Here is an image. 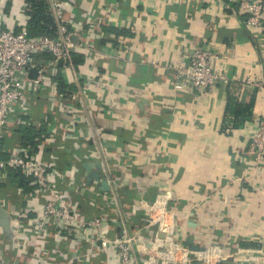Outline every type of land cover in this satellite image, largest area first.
<instances>
[{
    "label": "crops",
    "instance_id": "obj_1",
    "mask_svg": "<svg viewBox=\"0 0 264 264\" xmlns=\"http://www.w3.org/2000/svg\"><path fill=\"white\" fill-rule=\"evenodd\" d=\"M1 1L5 0H0V11ZM25 2L7 0L4 27L29 25L31 14L28 18L22 12ZM62 2L66 20L101 28L92 37L90 56L83 55L84 62L76 67L81 78L66 80L61 75L63 103L71 102L79 112L72 123L52 125L44 96L37 105L41 122L36 128L23 124L16 132L19 126H11L16 139L11 149L52 143L53 132L61 141L65 129L69 141L57 153L59 166L67 162L60 154L72 156L74 150V155L92 159L93 149L102 153L111 176L130 179L132 229L144 224L137 219L144 192L152 197L168 188L175 195L169 205L178 214L181 243L218 247L225 257L219 264H264V166L255 168V157L249 153L264 118V89L245 84L247 79L264 83V44L245 26L240 6L223 0ZM197 46L227 52L230 79L198 100L175 88L176 68ZM89 75L95 79L91 88L85 81ZM83 88L90 101L81 96ZM231 101L235 105L229 111ZM26 132L30 137L22 144ZM3 145L0 159L8 157ZM87 158L81 162H90ZM7 196L10 209L16 211L17 196ZM3 213L0 209V255L14 257L12 217ZM62 251L64 257L57 263L82 264ZM20 263L28 264L27 255Z\"/></svg>",
    "mask_w": 264,
    "mask_h": 264
},
{
    "label": "built area",
    "instance_id": "obj_2",
    "mask_svg": "<svg viewBox=\"0 0 264 264\" xmlns=\"http://www.w3.org/2000/svg\"><path fill=\"white\" fill-rule=\"evenodd\" d=\"M199 1L211 4L217 0ZM223 1L229 6H240L241 14L246 17L245 26L264 44V0ZM6 2L1 1L0 11V143H4L3 151L8 157L0 159V209L4 217H12L17 254L0 255V264H21L22 255H27L28 264H59L57 260L64 257L63 248L72 261L82 264H219L224 260L216 246L201 248L181 243L177 235L178 214L169 205L175 195L168 188L152 197L148 191L144 192L138 209L144 224L132 229V215L122 199L130 179L111 176L109 165L101 160L102 153L93 149L94 158L78 155L77 151L76 156L73 150L69 168L59 166L57 153L65 150L69 141L65 129L61 141L59 133L53 132L52 143L46 141L41 146L11 149V126L28 124L36 128L41 122L37 118V105L44 96L48 98L46 110L52 114V125L59 121L62 127L65 121L72 123L75 119L79 110L71 102L63 103L64 95L52 76L80 79L74 55L80 53L87 59L92 37L101 28L71 23L65 19L62 0H51L49 12L56 23L54 35L34 37L28 23L19 22V29L3 26ZM22 12L28 13V18L32 13L27 0ZM227 62L225 51L194 47L176 68L175 88L193 94L198 100L207 92L230 83ZM85 81L90 88L95 84L91 75ZM245 84L264 89V83L251 79ZM80 93L91 100L87 89H81ZM249 153L255 157V168L264 166V118L257 125ZM86 158L90 162H81ZM13 172H20L31 180L34 189L30 197L12 181ZM89 173L98 177L90 179ZM94 185L97 190L91 189ZM9 193L20 202L16 204V211L8 205ZM87 205L95 209L83 211ZM51 236L56 238L51 241Z\"/></svg>",
    "mask_w": 264,
    "mask_h": 264
},
{
    "label": "trees",
    "instance_id": "obj_3",
    "mask_svg": "<svg viewBox=\"0 0 264 264\" xmlns=\"http://www.w3.org/2000/svg\"><path fill=\"white\" fill-rule=\"evenodd\" d=\"M27 2L29 3L31 9H32V13H31V20L29 22V32L32 36L34 37H38V36H42V35H47V36H53L54 35V31L56 29V23L54 21V18L52 17V15L49 12V4L47 3V0H27ZM76 67L82 65V63L84 62L83 60V55L78 53L76 55H74V59H73ZM52 79L55 80L56 82H58L59 85V91L60 92H64L65 90V85L63 82V79L61 78V76L55 75L52 76ZM235 105L234 102H230L228 105L229 111L231 109H233V106ZM236 108V106H235ZM235 113V115L237 114V111L232 112ZM239 116V115H237ZM38 118V116H37ZM20 128H22V126H19L16 130V132L18 131V129L20 130ZM33 128V127H32ZM29 131V130H28ZM27 136V137H26ZM28 137H30V132H26L24 135V141L25 143L22 144H27L26 141L28 140ZM15 135L14 133H10V142L11 143H15ZM4 146V145H3ZM62 156H65L66 158V165H64V167L62 168H69L70 166V156L71 154L67 153V154H60ZM11 179L12 181L16 182L19 184L20 187H22L24 189V194L25 195H31L33 192L34 187L31 186L29 179H27L26 177H24L20 172H13L11 174ZM134 197V193L132 192V190H127L125 193H123L122 195V199L123 202L126 204V208H127V212H129L130 214H133L131 212V208H130V204H131V199ZM95 208H91L89 209V212H92ZM83 211L84 207H83ZM89 215L92 213H88ZM139 216H137V219H141L142 214L141 212L138 213ZM132 218V216H131Z\"/></svg>",
    "mask_w": 264,
    "mask_h": 264
},
{
    "label": "water",
    "instance_id": "obj_4",
    "mask_svg": "<svg viewBox=\"0 0 264 264\" xmlns=\"http://www.w3.org/2000/svg\"><path fill=\"white\" fill-rule=\"evenodd\" d=\"M86 168H88V166H86ZM95 177H98V175L97 174H91V173H89V178L90 179H94ZM103 187H104V189H107V187H106L105 184L103 185Z\"/></svg>",
    "mask_w": 264,
    "mask_h": 264
}]
</instances>
